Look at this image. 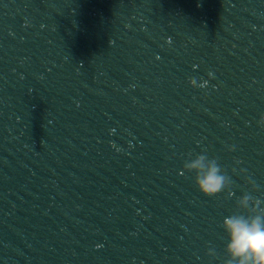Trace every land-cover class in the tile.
<instances>
[{
  "label": "water",
  "instance_id": "1",
  "mask_svg": "<svg viewBox=\"0 0 264 264\" xmlns=\"http://www.w3.org/2000/svg\"><path fill=\"white\" fill-rule=\"evenodd\" d=\"M261 115L264 0H0V264H223Z\"/></svg>",
  "mask_w": 264,
  "mask_h": 264
},
{
  "label": "clouds",
  "instance_id": "2",
  "mask_svg": "<svg viewBox=\"0 0 264 264\" xmlns=\"http://www.w3.org/2000/svg\"><path fill=\"white\" fill-rule=\"evenodd\" d=\"M207 75L214 77L212 72ZM189 83L192 87L203 88L208 81L197 85V79L190 78ZM258 124L264 129V115H261ZM232 150L234 148L229 149ZM184 173L194 174L195 186L206 197H215L222 192H227L229 197L233 195L230 177L223 172L216 159H210L206 154H197L194 159L186 160L182 168ZM247 182L252 185L251 191L257 190L253 181ZM236 208L237 211L226 216L221 224L227 237L223 264H264V207H261V200L246 192L238 198ZM206 255L215 258L217 254L214 249H209Z\"/></svg>",
  "mask_w": 264,
  "mask_h": 264
}]
</instances>
